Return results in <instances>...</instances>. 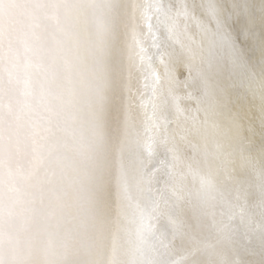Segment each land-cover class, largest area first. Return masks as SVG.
Returning <instances> with one entry per match:
<instances>
[{
    "label": "bare ground",
    "instance_id": "bare-ground-1",
    "mask_svg": "<svg viewBox=\"0 0 264 264\" xmlns=\"http://www.w3.org/2000/svg\"><path fill=\"white\" fill-rule=\"evenodd\" d=\"M0 264H264V0H0Z\"/></svg>",
    "mask_w": 264,
    "mask_h": 264
}]
</instances>
